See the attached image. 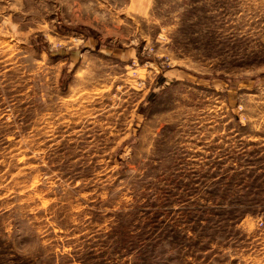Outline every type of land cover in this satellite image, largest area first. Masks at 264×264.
Wrapping results in <instances>:
<instances>
[{
  "label": "rangeland",
  "instance_id": "374dc122",
  "mask_svg": "<svg viewBox=\"0 0 264 264\" xmlns=\"http://www.w3.org/2000/svg\"><path fill=\"white\" fill-rule=\"evenodd\" d=\"M0 264H264V0H0Z\"/></svg>",
  "mask_w": 264,
  "mask_h": 264
}]
</instances>
